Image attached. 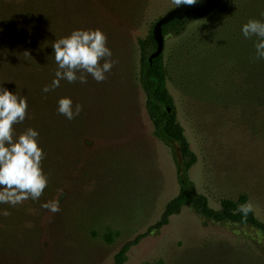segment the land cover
Listing matches in <instances>:
<instances>
[{
  "label": "rangeland",
  "instance_id": "374dc122",
  "mask_svg": "<svg viewBox=\"0 0 264 264\" xmlns=\"http://www.w3.org/2000/svg\"><path fill=\"white\" fill-rule=\"evenodd\" d=\"M54 1L59 5L60 0ZM146 1L139 24L132 28L127 64L112 59L116 63L106 73L112 86L130 92L127 109L134 104L127 125L124 122L114 136L98 132L89 138L80 164H74V156L70 159L69 185L61 200L59 194L55 197L60 211L41 221L32 254L18 248L19 239L12 241L17 236L6 235L12 222L10 215H3L9 208L0 204V264H114L122 245L154 226L179 193L173 153L156 137L136 80L137 39L148 36L158 19L176 5L172 0ZM34 11L36 0H0L1 62L7 31L28 24L35 16L28 14ZM208 17L192 23L180 37H166L163 51L172 61L168 87L178 121L198 158L189 177L212 208L220 209L224 199L238 201L246 195L264 222V121L242 114L240 107L211 104L178 88L189 40L210 27ZM12 31L18 37L17 30ZM241 77L237 75L238 80ZM108 235H113V243ZM127 264H264V241L255 228L215 223L186 207L169 225L135 246Z\"/></svg>",
  "mask_w": 264,
  "mask_h": 264
},
{
  "label": "trees",
  "instance_id": "16d2710c",
  "mask_svg": "<svg viewBox=\"0 0 264 264\" xmlns=\"http://www.w3.org/2000/svg\"><path fill=\"white\" fill-rule=\"evenodd\" d=\"M147 5L146 0H60L59 5L54 0H36V11L28 14L35 15L32 20L28 17V24L12 26L18 37L14 36L12 28L7 31V42L2 47L5 60L0 61V87L27 97V117L22 124L14 126L15 131L17 135L29 127L38 131V146L45 154L42 168L48 176V185L38 201L28 199L15 207L4 204L9 208L12 222L6 235L8 238L17 236L12 241L19 239L21 245L18 248L22 252L32 254L36 251L41 221L50 213L41 205L58 194L61 200V195L65 194L70 182V159L74 156V164H80L82 150L88 145L89 138L96 137L98 132L103 137L114 136L118 128L127 123V113L131 115L134 104L127 109L130 92L120 90L119 85L115 88L107 79L98 83L91 75L87 76L85 84L62 80L54 91L44 93L42 89L51 85L58 68L52 44L73 30L100 29L107 36L106 46L112 52V59L125 66L132 28L139 24ZM262 13L264 0H225L221 3L206 19L210 27L189 40L190 47L184 52L186 69L177 82L178 88L200 100L205 98L211 104L240 107L242 114L259 116L264 121V59H255L256 37L246 39L241 31L249 19L264 22ZM198 21L173 20L163 27L164 37H180ZM154 25L148 36L137 39L139 66L136 80L146 97L145 107L156 137L173 153L180 190L168 202L154 226L122 245L114 256V264H127L135 246L149 233L169 225L171 218L186 207L215 223L255 228L264 241V222L255 211L250 212L246 220L237 212L238 205L249 201L246 195L238 201L224 199L220 209H214L190 179L189 171L198 158L178 121L175 100L168 87L172 61L166 59L164 52L152 63L149 61L157 49L152 33ZM26 51L31 57L23 55ZM178 54L183 57L182 51ZM237 75H242L240 80ZM62 97L71 98L74 105H82L81 113L71 121L57 112L58 100ZM107 240L113 243V235H108Z\"/></svg>",
  "mask_w": 264,
  "mask_h": 264
},
{
  "label": "clouds",
  "instance_id": "9594fccd",
  "mask_svg": "<svg viewBox=\"0 0 264 264\" xmlns=\"http://www.w3.org/2000/svg\"><path fill=\"white\" fill-rule=\"evenodd\" d=\"M172 3L176 6L194 5L196 0H172ZM241 31L246 39L256 37L255 59H264V22L249 19ZM106 45L107 36L100 29H77L67 37L55 40L52 48L58 68L51 85L44 86L42 91H54L62 80L85 84L88 75L98 83L104 82L106 73H109L116 63ZM23 55L31 57L27 51ZM27 109L26 96L17 92L13 94L0 87V204L12 207L28 199L38 201L48 185V176L42 168L45 154L38 146V131L31 127L19 135L15 131L14 126L25 121ZM81 111L82 105H74L71 98L62 97L58 100V114L70 121ZM41 206L52 214L60 211L58 199L49 200ZM252 211L253 204L250 201L238 205L237 208L244 220ZM3 215L8 216L10 212L5 210Z\"/></svg>",
  "mask_w": 264,
  "mask_h": 264
},
{
  "label": "water",
  "instance_id": "95a60500",
  "mask_svg": "<svg viewBox=\"0 0 264 264\" xmlns=\"http://www.w3.org/2000/svg\"><path fill=\"white\" fill-rule=\"evenodd\" d=\"M222 3V0H196L194 5L176 6L160 17L153 28V37L157 43L156 51L151 55L149 61L159 57L165 48V37L163 27L173 20H201L212 14Z\"/></svg>",
  "mask_w": 264,
  "mask_h": 264
}]
</instances>
